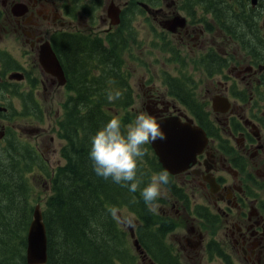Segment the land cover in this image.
I'll list each match as a JSON object with an SVG mask.
<instances>
[{
	"label": "flooded vegetation",
	"instance_id": "obj_1",
	"mask_svg": "<svg viewBox=\"0 0 264 264\" xmlns=\"http://www.w3.org/2000/svg\"><path fill=\"white\" fill-rule=\"evenodd\" d=\"M162 1L111 0L119 9V22L115 24L107 13L110 4L106 6L107 0H0V89L8 91L21 102V109L16 113L18 116L28 114L25 119L30 120L31 126L22 130L41 139L46 128L33 124L37 116L33 113L37 111L36 104L40 111L44 102L45 112H50L48 100L53 99L54 93L62 89L68 92L67 96L72 93L69 90L73 88V82L69 77L70 68L63 61L61 40L68 36L71 42H83L85 47H92L96 40L110 51L114 39L115 55L119 59V63L115 60L114 65L123 70L122 52L129 48L127 39H134L132 21L137 10L139 13H151L152 17L149 16L153 24L162 27L157 33L160 42H163L161 50H168L169 60L176 61L178 66H170L169 71L161 70L162 91L154 85H147V82L142 83L145 88V111L158 121L170 117L199 125L207 137L202 152L193 158L189 166L174 174L168 171L169 184L182 190L180 193L166 186L170 189L168 196H171L172 204L178 203L184 213V221L194 223L184 227L185 234L177 241L180 247L169 246L179 259H182L181 251L187 259L206 256L207 252L209 258L215 253L219 255L222 264H264V0H216V6L221 10L220 20L214 17V13L207 12L198 0L189 2L196 3L205 16L197 15V11L193 15L172 13L170 10L161 13L159 5ZM240 8L244 9L246 16L235 14ZM76 18H82L83 22L76 21ZM239 19L247 31L254 34V44L256 35H260L254 45L262 52L258 60L247 61L238 54L235 40L241 41V51L249 56L245 41L249 38L241 35ZM201 32L204 35L208 32L215 34L202 47L197 58L189 59L181 51L187 49L189 41L194 47L193 39ZM166 37L174 44L168 45ZM123 41L126 45L122 51ZM229 41L232 53L225 47ZM46 44H49L62 68V84L40 62ZM187 63L200 68L211 80L218 77L212 86L211 96L199 95V83L194 81ZM202 65L210 66V72ZM95 68L100 70V66ZM163 74L167 76L163 78ZM4 95L0 93V99H4ZM66 97L60 104V114L56 113L59 119ZM132 97L134 107L133 92ZM213 101H219L216 108ZM199 106L211 109L207 115L204 112L200 116ZM144 107L141 106V109L144 110ZM192 107L197 113L192 111ZM8 113L6 107L0 106V120L10 117ZM9 128L0 122L2 137ZM49 146L48 142L43 145L45 149ZM33 149L42 157L38 148ZM189 188H196L199 191L196 195L203 200V203H194L196 215H191L193 209L188 207L191 198ZM204 210L211 211L214 219L203 222ZM162 213L167 217L164 210ZM169 230L165 238L177 229Z\"/></svg>",
	"mask_w": 264,
	"mask_h": 264
},
{
	"label": "trees",
	"instance_id": "obj_2",
	"mask_svg": "<svg viewBox=\"0 0 264 264\" xmlns=\"http://www.w3.org/2000/svg\"><path fill=\"white\" fill-rule=\"evenodd\" d=\"M198 1L207 12L221 19L216 0ZM235 14L246 16L243 8ZM239 26L242 27V21ZM61 42L63 61L70 68L73 82V88L68 89L72 93L66 97L58 120L59 137L64 140L60 154L65 162L49 172V165L31 146L9 139L1 145L0 264H27L26 230L33 207L41 201L30 179L35 173L48 176L52 191L42 205L39 203L47 236L46 264H136V256L146 257L153 264H181L179 256L165 241L172 227L168 217L149 212L141 195L152 174L163 170L150 144L144 146L146 155L138 161L140 185L135 193L111 179L97 176L89 159L90 137L112 116H118L123 127L134 122L136 116L127 71L114 65L115 60L119 63L115 40L112 39L110 51L96 40L92 47H85L77 40L71 42L68 36ZM125 45L123 41L122 51ZM98 66L101 69L97 72L89 70ZM202 66L210 72V66ZM116 91L121 96L110 102L108 93ZM192 111L197 113L195 107ZM198 112L200 116L204 112L207 115L201 106ZM166 186L182 192L174 185ZM161 199L157 201L162 202ZM112 206L135 216L138 225L135 234L142 255L134 253L129 232L110 215L108 209Z\"/></svg>",
	"mask_w": 264,
	"mask_h": 264
},
{
	"label": "rangeland",
	"instance_id": "obj_3",
	"mask_svg": "<svg viewBox=\"0 0 264 264\" xmlns=\"http://www.w3.org/2000/svg\"><path fill=\"white\" fill-rule=\"evenodd\" d=\"M121 2H131L129 0H120ZM144 3H148V0H138ZM162 1V0H160ZM111 2V0H107L106 6ZM117 2V0H115ZM160 8H162L161 13L165 11H171L172 13H180L182 15H185V13H189L193 15L197 11V15H203L205 16V13H203V10L197 6L194 2L185 3V0H163L162 3L159 5ZM136 10V9H135ZM147 13H149L147 11ZM152 17L151 13L145 14L143 11L139 13L137 10V14L135 16V20L133 22V28L132 33L134 35V39H127V45L128 49L126 48L124 52H122V60L124 62L125 69L127 71V82L128 84L132 85L133 94L135 95V106L134 111L136 115L140 111H145V104H143L144 98H143V87L141 86L142 83H148L147 85H154L156 86L160 91L163 90V83L162 78L160 79L161 70H171L170 66H178L176 61L169 60L170 54H168V50H161V44L163 42H160V38L157 36V33L159 30H161V26H155L153 22L150 20V16ZM208 15H206V18ZM76 21H82V18H76ZM151 25L154 27V29L151 27ZM194 26V25H193ZM242 31L241 35H244L245 38L249 37V40L246 41V48L247 53L249 56H247L245 53H243L240 49L241 41H234L235 46L238 47V54L244 57V60H250V59H257L262 56V52L259 50L258 47L255 48V44L258 43V40L260 38V35H256L255 37V44H254V34L249 33L247 31V28L244 27L242 23V27H240ZM204 35L202 32L201 34L196 38L194 37V47L191 41L188 42L187 49L185 51H181L184 56H186L189 59H195L199 55V51L202 50V47L206 45L207 42H209V39L213 37L215 34L214 32H208ZM248 35V36H247ZM172 40H175L172 35L169 36ZM168 39V45L174 44V42L166 37ZM215 39L218 37H214ZM231 40V39H230ZM229 43V44H228ZM253 45V46H252ZM232 43L231 41L225 43L226 50L228 52L232 53ZM180 51V49H179ZM97 55V54H95ZM92 55V56H95ZM236 55V54H235ZM98 57V55H97ZM88 60V59H86ZM180 67V65H179ZM256 67V66H254ZM101 69V66H100ZM187 69L188 71L192 72L194 75V81L199 83L198 93L199 95L205 96V94H209L208 96H211V93L213 91L212 86L215 85L214 82L218 79V77L213 78L212 80L205 76L204 72L200 68H194L193 64L187 63ZM91 72H97L96 69L89 68ZM183 70V68H182ZM150 80V81H149ZM149 81V82H148ZM26 89V88H23ZM0 93L4 94V99H0V106L6 107L7 116L11 115L8 118H1L0 122L7 125V127H10L9 130L6 132L5 137L2 138L0 141V147L1 145L4 146L6 144V140H18L23 144H27L31 146L32 148H38L42 152V159L47 161L46 163L49 165L48 169L49 172L53 171L58 165L63 164L65 162L64 158L60 154V148L64 144V140L59 137L58 132V114L61 112V102L62 100L67 96L68 92L65 89L58 90L56 93L53 94V99L48 100V102L51 105V111L45 112V103L43 101V97L41 96V104L43 106L42 109L39 111L38 106L36 104L37 111L33 112L37 116L33 119L34 125H40L42 128H46V131L42 133V138L37 139L34 137L36 134L28 133L22 128H28L31 126V122L29 119H25V117L28 115L18 116L16 113L21 109V102L16 98L14 95H10L8 91H5L4 89H0ZM9 95V96H6ZM210 104V103H209ZM141 106L144 107V110L141 109ZM204 110L209 113L208 107L203 106ZM54 117V118H53ZM52 137V139H51ZM43 138H45V141H43ZM49 143V148H44L43 145L46 143ZM31 174H28L30 176ZM31 182L34 185V192L37 193L38 198L41 199L39 202L41 205L43 204V201L46 199V197L51 194V183L49 181L48 176L46 175H38V173L33 174L30 176ZM164 188L167 190L166 195L161 196L162 202L156 201L160 204V208L158 209L159 214H163L162 211L164 210L167 219L170 224H172L171 228H176L173 233L169 235L168 238H166L168 241V244L171 246H179L177 241H179L180 236L185 234L184 227H187L188 225H194L191 220H185L184 213L179 208L178 203L172 204L173 200L171 196H168L170 189ZM190 198L189 206L191 210V215L197 214L196 209L194 208L195 202H201L203 203V200L200 199L196 194L199 193L196 188H189L188 190ZM195 194V196L193 195ZM43 198V199H42ZM204 203H206L204 201ZM40 205V207H41ZM11 207V204H9ZM166 207V208H165ZM162 208V210H161ZM165 208V209H164ZM42 209V207H41ZM200 210V209H199ZM122 214H131L130 211L126 209L120 210ZM199 212V211H198ZM132 215V214H131ZM214 215H212L211 211L204 210L202 221L206 222L207 220H213ZM137 221H135V224L137 227ZM122 228L126 232H129L130 234V244H133V240L137 239V235L135 234L136 228L131 227H124L121 225ZM131 231L133 232L134 236H131ZM222 230H220L221 233ZM27 233V230H26ZM134 246V245H133ZM180 247V246H179ZM180 249V248H179ZM134 253L136 254H143V249L139 252L136 250L135 246L133 249ZM174 252V250H173ZM181 264H222L221 260L219 259V255L216 253L212 258H209L207 252L206 256L203 255L200 257V255L188 258L187 256L181 251ZM137 261L136 264H153L150 262L146 257H138L136 256Z\"/></svg>",
	"mask_w": 264,
	"mask_h": 264
},
{
	"label": "clouds",
	"instance_id": "obj_4",
	"mask_svg": "<svg viewBox=\"0 0 264 264\" xmlns=\"http://www.w3.org/2000/svg\"><path fill=\"white\" fill-rule=\"evenodd\" d=\"M121 96L119 91L109 92L107 99L112 102ZM165 139L157 118L146 111H140L134 122L122 126L118 116H112L103 127L90 137L89 159L95 174L105 180L128 188L135 193L140 185L137 178L138 161L146 155L147 144ZM169 184V172L164 169L152 174L141 195L148 211L158 214L160 204L157 199L167 194L164 186ZM135 198H133V203ZM116 223L135 228V216L122 214L112 206L108 209Z\"/></svg>",
	"mask_w": 264,
	"mask_h": 264
},
{
	"label": "water",
	"instance_id": "obj_5",
	"mask_svg": "<svg viewBox=\"0 0 264 264\" xmlns=\"http://www.w3.org/2000/svg\"><path fill=\"white\" fill-rule=\"evenodd\" d=\"M107 13L112 23L119 22V9L112 2L107 7ZM49 47V44L43 46L47 50L43 49L41 52L40 62L45 70L56 75L62 84L64 81L62 68ZM217 105H219V101H213V107L216 108ZM158 122L165 139H158L150 143V146L163 169L173 174L180 172L189 166L198 153L202 152L207 143L205 131L202 127L192 125L191 122H182L179 118L169 117ZM3 135V131H0V138ZM131 236H134L132 231ZM133 245L136 250L141 251L137 239L133 240ZM47 258L46 229L40 205L36 204L27 228L25 259L27 264H46Z\"/></svg>",
	"mask_w": 264,
	"mask_h": 264
},
{
	"label": "bare ground",
	"instance_id": "obj_6",
	"mask_svg": "<svg viewBox=\"0 0 264 264\" xmlns=\"http://www.w3.org/2000/svg\"><path fill=\"white\" fill-rule=\"evenodd\" d=\"M258 10V9H257ZM253 17V16H252ZM257 19V18H256ZM255 20V19H254ZM248 36V35H247ZM249 38V37H248Z\"/></svg>",
	"mask_w": 264,
	"mask_h": 264
}]
</instances>
